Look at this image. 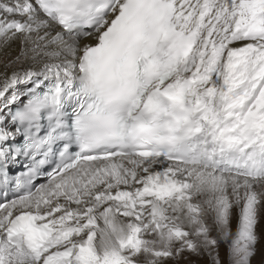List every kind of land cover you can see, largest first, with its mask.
I'll return each mask as SVG.
<instances>
[{
    "label": "snow or ice",
    "instance_id": "obj_1",
    "mask_svg": "<svg viewBox=\"0 0 264 264\" xmlns=\"http://www.w3.org/2000/svg\"><path fill=\"white\" fill-rule=\"evenodd\" d=\"M262 240L264 0H0V264Z\"/></svg>",
    "mask_w": 264,
    "mask_h": 264
},
{
    "label": "rangeland",
    "instance_id": "obj_2",
    "mask_svg": "<svg viewBox=\"0 0 264 264\" xmlns=\"http://www.w3.org/2000/svg\"><path fill=\"white\" fill-rule=\"evenodd\" d=\"M234 227H235V225H234ZM261 246L264 247V240L261 241ZM192 259H196V258L193 257ZM259 259H260V256L257 255V256L253 259L252 264H258Z\"/></svg>",
    "mask_w": 264,
    "mask_h": 264
}]
</instances>
